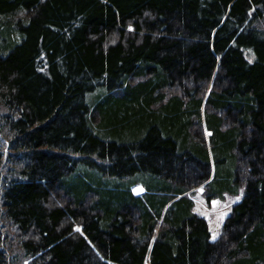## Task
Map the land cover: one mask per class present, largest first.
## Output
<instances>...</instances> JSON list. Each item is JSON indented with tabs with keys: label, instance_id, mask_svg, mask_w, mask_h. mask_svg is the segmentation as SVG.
Segmentation results:
<instances>
[{
	"label": "trees",
	"instance_id": "16d2710c",
	"mask_svg": "<svg viewBox=\"0 0 264 264\" xmlns=\"http://www.w3.org/2000/svg\"><path fill=\"white\" fill-rule=\"evenodd\" d=\"M0 264H264V0H0Z\"/></svg>",
	"mask_w": 264,
	"mask_h": 264
},
{
	"label": "rangeland",
	"instance_id": "374dc122",
	"mask_svg": "<svg viewBox=\"0 0 264 264\" xmlns=\"http://www.w3.org/2000/svg\"><path fill=\"white\" fill-rule=\"evenodd\" d=\"M140 190L141 188H135L133 192L137 193ZM202 192L201 187H198L195 191L194 200L197 205L195 210L206 218L210 230V239L214 240L218 236L219 228L229 212L231 203L237 198L225 195L222 200L215 198L207 203Z\"/></svg>",
	"mask_w": 264,
	"mask_h": 264
},
{
	"label": "bare ground",
	"instance_id": "6f19581e",
	"mask_svg": "<svg viewBox=\"0 0 264 264\" xmlns=\"http://www.w3.org/2000/svg\"><path fill=\"white\" fill-rule=\"evenodd\" d=\"M188 195H189V193H188Z\"/></svg>",
	"mask_w": 264,
	"mask_h": 264
}]
</instances>
